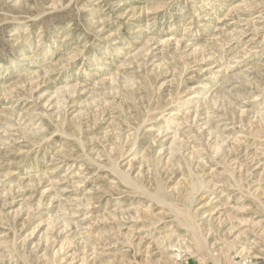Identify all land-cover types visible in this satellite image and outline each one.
Instances as JSON below:
<instances>
[{
	"label": "rangeland",
	"instance_id": "obj_1",
	"mask_svg": "<svg viewBox=\"0 0 264 264\" xmlns=\"http://www.w3.org/2000/svg\"><path fill=\"white\" fill-rule=\"evenodd\" d=\"M0 264H264V0H0Z\"/></svg>",
	"mask_w": 264,
	"mask_h": 264
},
{
	"label": "bare ground",
	"instance_id": "obj_2",
	"mask_svg": "<svg viewBox=\"0 0 264 264\" xmlns=\"http://www.w3.org/2000/svg\"><path fill=\"white\" fill-rule=\"evenodd\" d=\"M221 114H222V113H221ZM185 137H186V136H185ZM191 137H192V136H191ZM180 141H181V140H180ZM192 143H193V142H192ZM172 145H173V143H172ZM195 146H196V144H195ZM176 147H177V146H176ZM169 148H170V147H169ZM171 150H172V149H171ZM173 150H174V149H173ZM191 151H192V150H191ZM198 151H199V150H198ZM170 152H171V151H170ZM172 152H173V151H172ZM171 154H172V153H171ZM171 154H170V155H171ZM168 157H169V156H168ZM166 158H167V157H166ZM171 158H172V155H171ZM159 201H160V200H159ZM226 218H227V217H225V220H226ZM219 222H220V219H219ZM211 224H212V223H211ZM209 226H210V225H209ZM56 231H57V230H56ZM191 232H192V231H191ZM54 238H55V237H54ZM60 246H61V245H60Z\"/></svg>",
	"mask_w": 264,
	"mask_h": 264
}]
</instances>
